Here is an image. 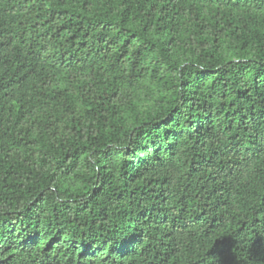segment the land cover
Returning a JSON list of instances; mask_svg holds the SVG:
<instances>
[{
	"label": "trees",
	"instance_id": "trees-1",
	"mask_svg": "<svg viewBox=\"0 0 264 264\" xmlns=\"http://www.w3.org/2000/svg\"><path fill=\"white\" fill-rule=\"evenodd\" d=\"M0 264H264V0H0Z\"/></svg>",
	"mask_w": 264,
	"mask_h": 264
}]
</instances>
